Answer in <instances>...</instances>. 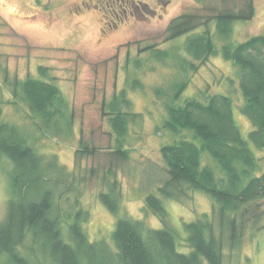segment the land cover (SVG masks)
Returning <instances> with one entry per match:
<instances>
[{"label":"trees","instance_id":"trees-1","mask_svg":"<svg viewBox=\"0 0 264 264\" xmlns=\"http://www.w3.org/2000/svg\"><path fill=\"white\" fill-rule=\"evenodd\" d=\"M254 14L251 3L238 12L220 13L208 19L182 14L167 28V41L187 36L185 55L176 57L184 75L168 91L155 88L158 99L165 98V119L156 128L174 139L160 148L167 179L157 195L144 199L143 213H150L161 228L148 227L143 220L120 216L119 184L106 183L107 192L98 199L115 217L109 239L90 241L82 224L88 213L78 199L77 180L59 164L56 156L46 155L35 146L28 132L3 119L2 105L14 109L25 106L40 137H62L71 132L72 115L59 88L38 67L40 78L9 79L3 83L11 99L0 100V158L8 160V199L6 214L0 221V261L5 264H223L225 248H235L245 223L246 208L264 200V171L256 151L264 150V36H254L233 44L232 24L245 22ZM202 30L199 32V29ZM223 42L219 49L216 42ZM158 62L172 58L168 51L148 46ZM220 55L238 71L242 96L239 112L252 129L244 138L233 117V101L221 94H207L204 100L185 99L188 72H196L210 57ZM135 70L141 68L134 62ZM132 90H142L140 80H126ZM126 89L103 105L114 136L115 154L122 150L127 127L138 117L131 113ZM186 134V135H184ZM75 155L88 152L81 144ZM253 148V149H252ZM203 157L210 164L203 163ZM189 192L202 193L211 201L210 213L182 224L184 237L169 224L163 200L181 202ZM247 221V219H246Z\"/></svg>","mask_w":264,"mask_h":264},{"label":"rangeland","instance_id":"rangeland-1","mask_svg":"<svg viewBox=\"0 0 264 264\" xmlns=\"http://www.w3.org/2000/svg\"><path fill=\"white\" fill-rule=\"evenodd\" d=\"M249 2L254 14L248 21L232 24L229 41L233 44L264 36V0H0V100L11 99L3 83L4 71L10 80H23L40 78L37 69L43 67L67 104L66 114L73 117L71 132L62 137H40L25 106L17 110L3 104V119L26 130L40 152L56 156L74 174L79 202L88 213L82 227L90 241L110 237L115 217L98 195L107 192L106 183L114 180L119 184V215L161 228L154 216L143 213V206L145 196L157 195V188L167 179L160 148L174 139L156 130L166 117V101L158 99L154 89L168 91L184 77L176 57L185 55L187 36L167 41L169 22L182 14L197 15L208 19L214 32L215 16L238 12ZM222 44L216 42L217 49ZM148 46L168 51L172 58L158 62L141 51ZM135 61L141 64L139 70L134 68ZM186 75L189 83L179 104L190 98L203 101L207 94L228 96L234 104L235 123L247 138L252 126L239 112L242 96L237 68L216 55ZM133 77L140 80L142 90L126 86V80ZM122 89L132 103L130 112L138 115L128 124L123 158L114 153V136L103 110ZM81 144L88 152L77 157ZM255 155L264 171V150ZM203 163L210 164L206 157ZM10 166L0 158V221L6 214ZM187 194L181 202L163 200L169 224L180 238L184 222L211 211L207 196ZM246 212L240 240L235 248H225L223 264H264V200L249 204Z\"/></svg>","mask_w":264,"mask_h":264}]
</instances>
